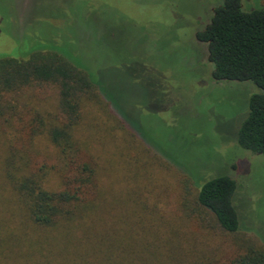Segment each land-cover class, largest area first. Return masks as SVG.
<instances>
[{"label":"trees","instance_id":"16d2710c","mask_svg":"<svg viewBox=\"0 0 264 264\" xmlns=\"http://www.w3.org/2000/svg\"><path fill=\"white\" fill-rule=\"evenodd\" d=\"M196 38L214 81L259 89L236 143L264 157V6L245 11L242 0H225ZM36 49L0 58V264H183L175 260L190 249L163 206L147 208L150 194L165 207L176 197L177 223L209 215L237 237L225 264H264V244L241 229L234 178L195 181L178 169L174 184L128 192L126 178L140 176L150 152L114 115L100 73L54 46Z\"/></svg>","mask_w":264,"mask_h":264},{"label":"rangeland","instance_id":"374dc122","mask_svg":"<svg viewBox=\"0 0 264 264\" xmlns=\"http://www.w3.org/2000/svg\"><path fill=\"white\" fill-rule=\"evenodd\" d=\"M224 1L0 0V58L52 46L77 55L100 73L114 115L150 152L149 161L139 162L145 165L140 176L126 178L128 192L174 184L178 169L195 181L228 175L237 183L233 202L245 237L264 244V157L236 143L248 100L259 89L214 81L206 45L196 38ZM259 4L264 0H242L245 11ZM123 164L135 165L128 157ZM159 170L169 176L161 178ZM150 197L147 208L163 206L184 238L182 248L190 249L180 259L175 254V262L225 264L238 251L237 237L220 231L211 216L199 215V222L192 214L193 222L177 223L176 197L166 207Z\"/></svg>","mask_w":264,"mask_h":264}]
</instances>
